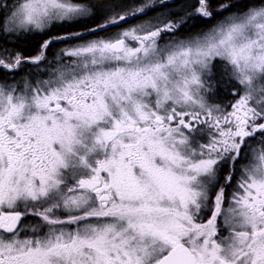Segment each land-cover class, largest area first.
Masks as SVG:
<instances>
[{"label":"snow or ice","instance_id":"obj_1","mask_svg":"<svg viewBox=\"0 0 264 264\" xmlns=\"http://www.w3.org/2000/svg\"><path fill=\"white\" fill-rule=\"evenodd\" d=\"M0 264H264V0H0Z\"/></svg>","mask_w":264,"mask_h":264},{"label":"trees","instance_id":"obj_2","mask_svg":"<svg viewBox=\"0 0 264 264\" xmlns=\"http://www.w3.org/2000/svg\"><path fill=\"white\" fill-rule=\"evenodd\" d=\"M133 2H136V0H126V3H133ZM171 2L175 3L177 5H183V4H185L187 2V0H173ZM170 12L178 13V12H180V9L178 7L161 8V9L149 12L148 15H150V16H159V15L163 14V15L166 16ZM89 23H91V22H89ZM203 26H204V22H202V21H191L190 20L188 22V26H186V27H191L193 31H196V30H199V28L203 27ZM81 27H82V25H75L74 28L70 29V30L79 29ZM65 30H69V29H61V28L54 29L55 32H61V31H65ZM181 34L182 35L185 34V29H181ZM39 40H40V37H35L33 39H30L26 43L25 42H21L19 46H20V48L25 50V54H29V53L34 51V49H35L36 45L38 44ZM56 47H57L56 45H54L52 47V49L49 52V57L52 56L55 53ZM222 97L226 98L223 91H221L219 93V97L218 98H222ZM229 98L231 99V97H229ZM227 99H228V97H227Z\"/></svg>","mask_w":264,"mask_h":264},{"label":"flooded vegetation","instance_id":"obj_3","mask_svg":"<svg viewBox=\"0 0 264 264\" xmlns=\"http://www.w3.org/2000/svg\"><path fill=\"white\" fill-rule=\"evenodd\" d=\"M151 17H154V16H150V15H147V16H141V17H139L138 19H134V20H132L130 23H133V24H135V23H139V22H141L142 20H147V19H149V18H151ZM128 25L127 24H125L124 25V27H127ZM116 29H113L112 31H115ZM101 35H103V33H101ZM57 47H56V50H59L60 49V45L59 44H57L56 45ZM223 98V97H222ZM227 98H224V100H221V102H224V103H226L227 101H228V99H230L229 97H228V99L226 100Z\"/></svg>","mask_w":264,"mask_h":264},{"label":"rangeland","instance_id":"obj_4","mask_svg":"<svg viewBox=\"0 0 264 264\" xmlns=\"http://www.w3.org/2000/svg\"><path fill=\"white\" fill-rule=\"evenodd\" d=\"M171 1H173V0H171ZM181 35H182V34H181ZM59 45H60V48L65 46V45H63V44H59ZM58 51H59V50H56L55 53L58 52ZM55 53H54L52 56H50L49 59H52V57L55 55ZM219 99H220V100H224V98H219ZM226 103H227V102H226Z\"/></svg>","mask_w":264,"mask_h":264}]
</instances>
